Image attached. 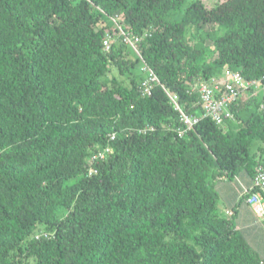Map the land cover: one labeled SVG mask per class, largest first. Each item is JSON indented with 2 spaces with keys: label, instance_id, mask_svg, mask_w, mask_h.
<instances>
[{
  "label": "trees",
  "instance_id": "1",
  "mask_svg": "<svg viewBox=\"0 0 264 264\" xmlns=\"http://www.w3.org/2000/svg\"><path fill=\"white\" fill-rule=\"evenodd\" d=\"M185 1L0 0V264H264L213 189L264 171V0ZM224 71L262 93L216 125L195 86Z\"/></svg>",
  "mask_w": 264,
  "mask_h": 264
},
{
  "label": "built area",
  "instance_id": "2",
  "mask_svg": "<svg viewBox=\"0 0 264 264\" xmlns=\"http://www.w3.org/2000/svg\"><path fill=\"white\" fill-rule=\"evenodd\" d=\"M121 42L127 46L131 47V51L138 57L141 63V70L146 74L145 79L141 83V93L142 95L149 94L151 83H156L157 80L153 75V72L148 68L140 57L136 49V44L138 38L135 36H130L128 33L124 32L120 27H118ZM111 36L107 32L102 41V46L105 51L109 49V42ZM257 83L245 81L238 72L225 71L220 77L211 79L207 82H198L195 86L199 108L202 112V117H207L216 125H222L225 118H229L228 107L232 104L238 97H240L249 88H256ZM168 101L173 106V108L179 113L180 121L185 126L186 130L192 128V126L197 122V118L186 116L181 112L180 106H178V97L176 94L169 92L165 88H162ZM181 135V132L179 133ZM110 140L113 136L109 137ZM110 152V146H104L92 152L87 161V174L92 175L97 172L98 162L104 161ZM253 186L256 188L255 192L250 193L247 196L246 204L249 206L252 213L261 218L264 216V171L260 168L256 169L252 177ZM47 237L46 234L43 235Z\"/></svg>",
  "mask_w": 264,
  "mask_h": 264
},
{
  "label": "crops",
  "instance_id": "3",
  "mask_svg": "<svg viewBox=\"0 0 264 264\" xmlns=\"http://www.w3.org/2000/svg\"><path fill=\"white\" fill-rule=\"evenodd\" d=\"M213 189L217 197V211L222 216L230 214L236 231L250 249L264 260V216L256 217L242 199L253 189L252 178L242 173L233 179L216 181Z\"/></svg>",
  "mask_w": 264,
  "mask_h": 264
},
{
  "label": "rangeland",
  "instance_id": "4",
  "mask_svg": "<svg viewBox=\"0 0 264 264\" xmlns=\"http://www.w3.org/2000/svg\"><path fill=\"white\" fill-rule=\"evenodd\" d=\"M189 1H191V0H186L185 1V4L186 3H188ZM220 1H224V0H220ZM129 49L131 50L132 48L131 47H129ZM133 57V56H132ZM141 65L139 66V70H140V72H142V70H141ZM225 72V71H224ZM140 75H141V77L143 78V79H145V76H146V74L144 73V72H142V73H139ZM153 75L155 76V74L153 73ZM155 78H156V76H155ZM156 80H157V78H156ZM158 81V80H157ZM253 89V88H252ZM259 93H262V87H256V88H254L253 90H251V89H249V90H246L240 97H239V99H241V100H243V101H247V100H249L251 97H253V96H257V95H259ZM178 104V103H177ZM179 106V105H178ZM182 112V111H181ZM184 114V113H183ZM185 115V114H184ZM187 116V115H186ZM199 115H196V116H194V118H196V117H198ZM191 117H193V116H191ZM107 158V157H106ZM262 160H264V155H263V158H262ZM250 194V193H249ZM245 199V201H246V199H247V197H245L244 198ZM230 216V214H226V216L224 215V217H229ZM262 218V217H261Z\"/></svg>",
  "mask_w": 264,
  "mask_h": 264
}]
</instances>
